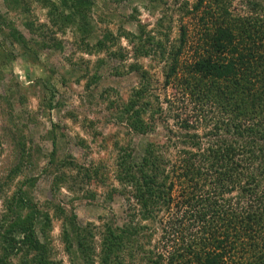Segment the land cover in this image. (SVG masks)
Returning <instances> with one entry per match:
<instances>
[{
  "label": "rangeland",
  "instance_id": "obj_1",
  "mask_svg": "<svg viewBox=\"0 0 264 264\" xmlns=\"http://www.w3.org/2000/svg\"><path fill=\"white\" fill-rule=\"evenodd\" d=\"M63 1L0 0V227L19 189L49 215L39 236L46 259L86 264L85 257L75 260L76 245L65 250L64 231L76 240L65 217L74 215L89 236V264H102L108 227L128 233L122 264H145L161 246L168 214L152 205L141 215L125 179L127 160L130 167L152 154L159 186L172 180L182 149L201 151L225 136L210 124L181 129L189 106L177 101L173 86H163L181 34L188 43L197 38V17L189 13L197 0H88L80 28ZM243 2L233 0L230 11L247 14ZM187 47L182 60L190 56ZM134 112L144 132L128 125ZM184 134L195 136L199 148L184 145ZM10 262L21 264L19 257Z\"/></svg>",
  "mask_w": 264,
  "mask_h": 264
},
{
  "label": "trees",
  "instance_id": "obj_2",
  "mask_svg": "<svg viewBox=\"0 0 264 264\" xmlns=\"http://www.w3.org/2000/svg\"><path fill=\"white\" fill-rule=\"evenodd\" d=\"M232 1H196L189 13L197 17V38L188 43L181 34L163 74V86H173L177 101L189 106L191 116L185 114L180 120L181 129L210 124L213 133L230 135L231 140L219 136L204 150L182 149L178 165L171 166L172 180L159 186L151 175L156 170L152 154L138 164L132 161L130 167L127 160L125 179L135 188L133 197L141 215L147 216L152 205H160L168 214L161 246L146 257L145 264H264V4L244 0L247 14L241 15L230 11ZM63 4L70 5V22L83 26L90 1L64 0ZM187 45L190 56L182 60ZM128 125L144 132L138 112L129 116ZM182 139L191 149L199 148L195 136L184 134ZM53 161L51 153L49 162ZM178 185L179 198L173 202L171 194ZM172 205L176 207L170 211ZM5 211L0 264H12L14 257L21 264H62L46 259L39 236L50 218L25 192L18 189ZM65 220L76 239L72 243L64 231L65 250L70 253L76 245L75 260L85 257L89 264L85 252L89 236L74 215ZM116 231L108 227L102 264L123 263L118 254L128 233Z\"/></svg>",
  "mask_w": 264,
  "mask_h": 264
}]
</instances>
